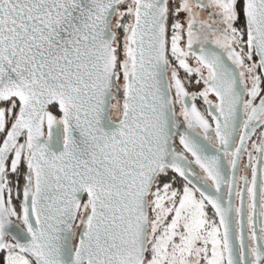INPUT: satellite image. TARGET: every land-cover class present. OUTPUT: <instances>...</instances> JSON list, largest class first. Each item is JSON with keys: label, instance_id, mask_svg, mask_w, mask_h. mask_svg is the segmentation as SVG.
<instances>
[{"label": "snow or ice", "instance_id": "obj_1", "mask_svg": "<svg viewBox=\"0 0 264 264\" xmlns=\"http://www.w3.org/2000/svg\"><path fill=\"white\" fill-rule=\"evenodd\" d=\"M0 264H264V0H0Z\"/></svg>", "mask_w": 264, "mask_h": 264}]
</instances>
